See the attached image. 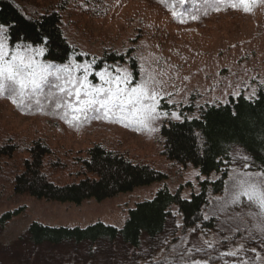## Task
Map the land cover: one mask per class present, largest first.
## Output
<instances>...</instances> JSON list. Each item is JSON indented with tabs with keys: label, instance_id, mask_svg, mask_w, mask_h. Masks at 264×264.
I'll list each match as a JSON object with an SVG mask.
<instances>
[{
	"label": "rangeland",
	"instance_id": "374dc122",
	"mask_svg": "<svg viewBox=\"0 0 264 264\" xmlns=\"http://www.w3.org/2000/svg\"><path fill=\"white\" fill-rule=\"evenodd\" d=\"M27 1H24L25 8L31 9ZM47 1L50 0H34V5L41 6ZM218 1L223 0L203 1L202 9H195L196 15L192 19L186 15L180 17L179 23L172 21L173 16L164 11L147 9L137 3L114 9L104 20L86 16L68 19L66 35L77 46V55H81V59L70 56L62 63L68 65L70 73L61 69V63L48 61L41 55L35 59L55 66L47 69L38 89L33 91L29 85L21 96L18 84L0 78L4 85L3 92H0V127L14 132L20 140L42 139L61 156L99 145L148 164L165 175L163 180L131 192L103 201L91 199L79 205L15 197L6 190L0 194V216L7 212L17 213L0 233V262L25 254L29 248L25 241L26 232L33 223L70 229H84L101 223L120 229L128 212L139 203L151 201L159 190H180L183 199L200 192V183L206 176L198 168L176 166L161 155L160 127L198 118L201 109L208 105L225 104L230 98L235 100L239 96L254 100L259 92H264V0H247V12L240 0H224V5L216 11L212 4ZM143 26V31L138 32ZM110 46L119 52L134 49L139 67L137 78L128 60L121 62L105 58V54L111 53ZM9 47L6 41L5 51ZM20 54L25 59L32 55L23 50ZM115 66L132 73L133 86L142 79H150V87L161 94L156 100L159 110L168 116L149 122L147 127L117 119L118 112L105 118L102 111L95 110L88 111L86 119L82 115L79 122L71 121L73 113L64 104L65 94L57 86L70 87L65 82L79 80L85 67L91 73L107 69V78ZM31 71L33 69L25 70V77ZM35 71L39 73L40 69ZM89 80L93 84L101 83L94 74L89 75ZM13 99L17 103H13ZM57 102L63 107L57 109ZM173 114L179 115L180 119ZM65 116L71 124L65 121ZM228 171L224 193L210 204L211 212L216 209L215 215L220 220L216 230L200 236L198 241H193L187 234L183 247L189 251V244L195 248L213 246L219 238L227 237L224 235L227 228L231 229L229 238L234 236L237 240L229 253L237 252L236 256L244 260L246 256L257 258L261 251L254 241H264V213L255 198L250 202L241 197L240 203H232L230 188L235 182L232 178L239 179L240 174L248 170L244 163L236 162ZM171 211L175 213L173 209ZM231 225L237 229L228 228Z\"/></svg>",
	"mask_w": 264,
	"mask_h": 264
},
{
	"label": "trees",
	"instance_id": "16d2710c",
	"mask_svg": "<svg viewBox=\"0 0 264 264\" xmlns=\"http://www.w3.org/2000/svg\"><path fill=\"white\" fill-rule=\"evenodd\" d=\"M24 1L0 0V23H15L12 41L17 34L37 44L41 37L48 38L44 58L62 64L70 56L81 59L66 35L68 19L86 16L104 20L114 9L137 3L164 11L179 23L180 17L186 15L192 19L195 9H202L203 1L209 0H50L41 6H35L34 0H26L31 9L25 8ZM224 3V0L214 2L212 7L218 11ZM105 58L128 60L133 75L138 77L134 49L124 52L114 49ZM159 136L161 155L168 162L198 168L206 176L199 193L183 199L180 190L175 193L159 190L151 201L139 203L129 211L121 229L101 223L84 229L50 228L33 223L26 232L29 248L25 254L0 264H192V261L264 264L262 239L254 241L261 251L259 259L228 255L237 240L234 236L229 238L231 229L227 228L224 229L227 239L219 238L211 247L195 248L189 244V251L183 247L187 234L198 241L200 236L216 230L220 220L215 215L216 209L211 212L210 204L224 193L227 169L232 162L249 165L246 169L251 172L264 170V92H259L254 100L240 96L222 105H208L201 109L198 118L162 125ZM211 175L218 178L212 180ZM164 178L150 165L99 145L61 156L42 139L24 142L14 132L0 127L1 195L7 190L15 197L79 205L91 199L103 201ZM16 213L0 216V233ZM232 227L237 229L233 225L228 228Z\"/></svg>",
	"mask_w": 264,
	"mask_h": 264
},
{
	"label": "snow or ice",
	"instance_id": "6c2138e0",
	"mask_svg": "<svg viewBox=\"0 0 264 264\" xmlns=\"http://www.w3.org/2000/svg\"><path fill=\"white\" fill-rule=\"evenodd\" d=\"M240 4L243 6L244 11H249L247 0H240ZM15 27L14 22L0 23V78L18 84L20 94L23 96L24 90L29 85H31L33 91L38 89L40 82L45 79L47 69L54 67L55 64L49 63L45 65L35 59V56L44 55L48 38L41 37L39 44H37V41L27 42V37L22 38L17 34L15 41H12L11 31ZM6 41L10 42V47L7 51H5ZM33 45H36V47H33ZM21 50L32 53V55L25 59L20 54ZM36 68L40 69L39 73L35 71ZM27 69H33V71L28 72L25 77L24 73ZM61 69L71 72L68 65L65 64H61ZM140 71L143 72L144 69L141 68ZM107 72L108 70L105 69L104 72L96 71L91 73L85 67L79 80L72 79L65 82L71 85L70 87L57 86L60 92L65 94L64 104H67L73 113L71 121L79 122L82 115L86 119V113L95 110L98 113L102 111L105 118H111L112 115L118 112L120 115L117 119L128 121L129 124L137 123L147 127L149 122L168 116V113H162L159 110L156 100L161 94L157 89L150 87L152 83L150 79H142L133 86L132 73L126 69L122 70L119 66H115L112 69V73L105 78V73ZM93 74L99 77L100 84H93L89 80V75ZM3 89L4 85L0 83V92H3ZM13 103H17V101L13 99ZM61 107H63V104L57 102L56 108L59 109ZM173 116L176 119H180L179 115L173 114ZM97 118L99 119L100 116H97ZM65 121L71 124L67 116H65ZM244 159L247 160L248 157H244ZM248 167L250 166L245 164V168ZM232 179L235 181L230 188L232 203H240L241 197H245L250 202L255 198L262 209V213H264V170L254 173L245 171L240 174L239 179L236 177ZM209 246L211 247V245ZM227 254L236 256L238 253L231 252ZM192 264H199V262L192 261ZM244 264H249V262L245 261Z\"/></svg>",
	"mask_w": 264,
	"mask_h": 264
}]
</instances>
